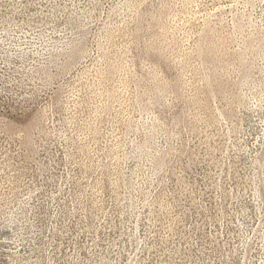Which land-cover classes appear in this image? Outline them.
Wrapping results in <instances>:
<instances>
[{"label": "rangeland", "instance_id": "obj_1", "mask_svg": "<svg viewBox=\"0 0 264 264\" xmlns=\"http://www.w3.org/2000/svg\"><path fill=\"white\" fill-rule=\"evenodd\" d=\"M0 264H264V0H0Z\"/></svg>", "mask_w": 264, "mask_h": 264}]
</instances>
